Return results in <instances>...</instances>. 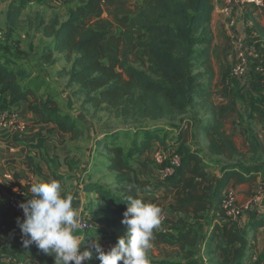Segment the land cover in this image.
I'll return each instance as SVG.
<instances>
[{"label": "trees", "instance_id": "16d2710c", "mask_svg": "<svg viewBox=\"0 0 264 264\" xmlns=\"http://www.w3.org/2000/svg\"><path fill=\"white\" fill-rule=\"evenodd\" d=\"M106 2L86 0L82 15L70 9L65 19L59 13L46 18L39 11L26 17L29 30L52 39L42 49L40 61L49 65L54 62V52L62 54L71 63L65 71L66 87L73 88L72 95L82 98V106L90 105L108 129L99 136L98 145L105 152V167L118 187L112 191L97 183L84 185V190L97 194V201L88 203L94 226L87 232L82 248L92 252V264H99L89 240L92 235H99L105 241L100 246L108 251L126 230V225L121 223L124 202L132 197L154 203L153 197L138 194L140 178L132 159L150 148L155 140L164 144L159 133L174 124L182 164L173 176L157 183L175 189L176 203L169 207L177 208L182 215L169 220L174 234L154 230V238L167 245L176 244L175 255L179 259L149 260V264H203L196 259L199 245L207 254L219 251L217 258L208 260L209 264H246L247 252L254 248V243L249 242L246 229L225 216L220 201L229 181L235 186L254 180L262 166L259 161L247 163L246 156L250 153L253 162L255 155H264V144L254 130L248 129L244 135L246 150L240 149L228 129V120L218 117L213 100L215 71L211 58L214 0H142L135 11L119 20L122 25L119 33H113L110 28H94L100 23L98 19ZM19 16V4L11 2L6 13L7 31L0 32V36L11 35ZM142 31L149 39L143 48V58L135 66L130 58L131 47ZM104 36L116 47L119 62L102 59ZM0 43V51L5 49L2 51L5 54L8 44L1 40ZM1 59L0 97L3 93L9 97L8 102L1 97V109L10 110L9 104L25 99L28 108L41 114L45 122H52L59 130L75 136L83 133L76 121L60 109L51 93L39 94L41 83L36 78L24 68ZM227 75L225 70V80ZM111 119L119 122L110 124ZM131 132L130 144L125 148ZM193 132L205 141L201 153L188 145ZM41 142L40 136L36 146L40 147ZM206 159L219 168V174L208 171ZM25 162L28 164L29 159ZM53 179L58 181L61 177L53 175ZM214 206L220 215L219 223L214 222V214L206 217ZM7 214L0 210V255L9 244L4 236L20 231L17 218L7 220ZM205 220L209 226L203 231L200 226ZM263 221V217L250 221L248 230L256 233ZM95 222L102 225L97 227ZM29 251L44 254L37 248Z\"/></svg>", "mask_w": 264, "mask_h": 264}, {"label": "crops", "instance_id": "0c3cea01", "mask_svg": "<svg viewBox=\"0 0 264 264\" xmlns=\"http://www.w3.org/2000/svg\"><path fill=\"white\" fill-rule=\"evenodd\" d=\"M85 1L0 0V32H3V34L7 31L6 13L9 4L14 2L20 6L19 20L13 32L7 37L0 36V40L8 44L7 46L9 47L5 54L2 52L5 49L0 51L1 60L7 61V64L11 66L24 68L31 76L35 74L33 77L36 78V82L39 81L41 83L39 94L44 92L51 93L58 101L60 109L68 113L76 121V126L83 130V133L77 136L59 130L54 123L45 122L41 114L31 111L25 99L9 104L10 110L16 115L17 122L23 124L24 128H19L17 124L9 123L10 118L8 116H5L2 122L0 120V181H3V183H0V191L11 190L29 179L48 181L53 179V175H57L61 177L58 181L62 184L64 193L73 196V207L77 209L80 217L91 220L88 203L90 201L95 203L97 194L84 190V185L97 183L112 191H115L116 187H118L111 173L105 167V162L107 161L103 155L105 152L101 151L100 145H98L99 136L104 135V132L108 129H105L107 127L103 120L98 119L99 114H94L93 108L88 104L82 106V98L72 95L73 88L66 87L68 75H66L65 71L70 68L71 63L65 61L59 52H54V62L49 65L40 61L42 49L49 45L52 39L34 30H29L26 21V17L35 11L41 12L46 18H49L54 13H59L62 19H65L67 17L66 11L70 9L78 15H82ZM227 2L228 0H214V10L210 22L214 36L211 48L212 61L215 58H221L220 64L222 65L223 60V65L226 67L229 61L231 62L234 58V34H237L246 43L252 41L264 53V5L254 8L248 5L232 3L228 5V11L226 12L224 8L227 6ZM141 3L142 0H107L98 19L100 23L95 24L94 28L97 30L110 28L113 33L121 32L122 25L119 20L125 17L126 14H131V12L135 11ZM148 39V34L142 31L137 35L131 47L130 58L135 66L138 64L137 57L143 56L142 50L146 46ZM101 56L105 62H119L116 47L107 36L102 39ZM226 63L227 65H225ZM218 69H220L219 65ZM214 71L216 80V68H214ZM1 97L8 102V93H3ZM30 98L28 96V99ZM217 112L218 117L228 118L224 113L219 115L220 110H217ZM260 123H263V126H260ZM255 125L256 127L252 129L257 134L258 139L264 144V118H259L255 121ZM162 132L165 134H160ZM162 132L159 133L160 140L167 143V145L155 140L150 148L133 157L132 164L140 178V184L137 187L138 194L143 197H153L155 199L154 203L161 207L162 214L166 218L165 221L161 222L159 229L156 230L174 234L169 228V220H175L182 215L177 208L169 207L176 203L174 199L175 189L157 183L159 182L156 180L158 166L151 161V156L153 150L166 148L169 144L176 141L177 131L168 133L164 130ZM173 135L174 140H171ZM40 136L42 137V142L40 147H37L36 143ZM126 139L125 148L130 144V136L128 135ZM194 149L192 148V150ZM26 159H29L28 164L25 162ZM102 168L105 172H102ZM259 174L260 171L257 172L254 180L250 182L233 185L235 191L238 192L240 190V192L245 193L237 195L239 202L245 203L249 199L252 202L257 201L256 197H249L251 196L250 192L254 191L252 189L253 185L264 186V183L259 179ZM9 178L12 180L8 181ZM231 185L232 181H229L227 187L231 188ZM243 185H247V188H241ZM250 187L252 188L250 189ZM212 214L216 216L214 222L219 223L220 215L217 207L214 206L208 211L206 217L208 218ZM261 217L264 219V210L257 212L252 217L251 211L245 208L241 216L236 219L237 226L246 229L249 242L254 243V248L247 252L246 264H251L249 257L252 254H258L259 256L263 252L262 257L264 258V238L262 239L259 234L264 228V221L262 227L256 233L248 230L249 222ZM5 218L11 220L14 216L7 214ZM183 218L189 220V217L185 215H183ZM205 223H207V220ZM95 224L97 227L102 225L100 222H95ZM76 234L84 238L88 236L87 232L81 230ZM4 238L9 240V244L0 255V264H15L16 262L20 264H55L54 257L51 255L30 252L29 249L36 248L35 245L24 248L20 231L8 233ZM89 240L92 243L98 242L99 244L105 242L96 234H93ZM176 248V244L167 245L154 238L152 247L149 250V260H174ZM213 249H215L214 246ZM83 250L84 248L81 246V251ZM218 256V250H215L212 255L207 254L200 245L196 250V259L203 264H209L208 260ZM91 259L88 264H92Z\"/></svg>", "mask_w": 264, "mask_h": 264}, {"label": "clouds", "instance_id": "9594fccd", "mask_svg": "<svg viewBox=\"0 0 264 264\" xmlns=\"http://www.w3.org/2000/svg\"><path fill=\"white\" fill-rule=\"evenodd\" d=\"M29 191L30 198L18 204L23 211V219L17 217L23 247L35 245L53 256L55 264H88L92 252L87 248L81 251L84 237L76 234L81 219L73 207V196L64 193L62 184L55 179L33 182ZM124 203V234L117 237L108 251L98 242L93 243L99 264H149V250L154 230L162 222V209L142 198L129 197Z\"/></svg>", "mask_w": 264, "mask_h": 264}, {"label": "rangeland", "instance_id": "374dc122", "mask_svg": "<svg viewBox=\"0 0 264 264\" xmlns=\"http://www.w3.org/2000/svg\"><path fill=\"white\" fill-rule=\"evenodd\" d=\"M249 43L253 44L252 41H250ZM0 45H2V43H0ZM255 46L258 48L256 44ZM139 50L141 49L139 48ZM260 53H261L262 61L264 62V53L262 51H260ZM137 58H138V61H140V58H143V56L140 58L139 57ZM220 62H221V58L213 59V66L217 70V76L215 80V93L213 95V100L216 105V109L220 110L219 115H222L224 113L228 117L226 118L228 120V129H230V131L234 134V140L237 146L242 150H246L245 144H244V134L248 133V129H252L256 127V125L254 126L255 121H257L259 118H262V119L264 118V83H262L260 81L259 76L255 72H253L252 70L253 63L249 64L248 68H250V70L248 71L247 74L240 76L238 78H233L227 75V78L225 80L224 72L225 70H227V67L223 65L224 64L223 60H222V65L220 64ZM217 64L220 66V69H218ZM225 65H227V63ZM33 76H35V74ZM33 76L31 77L34 78ZM261 107L263 108L262 110H261ZM198 114L201 115V112L199 111ZM259 115H261V117L257 119ZM109 123L116 124L117 121L114 119H111ZM262 124L263 123H260V126H263ZM173 126L174 124L168 127L167 129L168 133L175 132L173 131ZM160 134L164 135L165 133L162 132ZM128 135L131 138L132 132ZM171 140H174V135ZM174 142L169 144L168 147L162 150L167 153H170L171 151L177 152L178 145L176 141ZM163 145H167V143H164ZM188 145L192 146V148L197 149V152L201 153L205 145V141L202 138H200L199 135H196L195 132H193L191 140L188 142ZM158 149L153 150L152 155ZM251 159H252V155H250V153L247 154L246 156L247 163L248 162L256 163L258 161L261 163L262 168L260 169V174L258 176H259V179L264 183V155L263 154L255 155L253 162H251ZM205 163L209 165L208 171L210 173L219 174V168L217 166L214 167L213 165H211V163L207 159L205 160ZM102 172H105L103 168H102ZM252 187H250V189L252 188L254 191L250 192L251 196L249 195L250 197L249 196L248 197L251 198L252 196H254L257 198V201L252 202L249 199L248 201L246 200L247 202L244 203V202H239L237 199V195L242 193V191L241 192L240 190L238 192L235 191V187L231 185V188L233 189L236 199H237V204L242 208V211L245 210V208H248V210L251 211L252 217H253L257 212L264 210V186L255 184ZM241 188H247V185H243L241 186ZM242 194H245V193H242ZM205 221L201 223V226H200L201 230L203 231L206 230L207 227L209 226L207 225V223H205ZM259 234L261 235V238L263 239L264 238V228ZM262 256H263V252L260 253L259 256L258 254L250 255L249 259L251 261V264L263 263L264 258ZM173 259L178 260L179 257L176 256Z\"/></svg>", "mask_w": 264, "mask_h": 264}, {"label": "built area", "instance_id": "2783aa9c", "mask_svg": "<svg viewBox=\"0 0 264 264\" xmlns=\"http://www.w3.org/2000/svg\"><path fill=\"white\" fill-rule=\"evenodd\" d=\"M235 3L238 5H248L251 7H261L264 5V0H228L227 6L224 11H228V5ZM235 53L234 58L227 66L228 75L233 78H238L248 73L250 63H253L252 70L255 72L262 83H264V62L262 61L261 53L255 44L246 43L237 34H234ZM1 105V97H0ZM1 107V106H0ZM1 122L5 116L10 118L9 123L17 124L19 128H24L23 124H19L16 119V115L9 109H1ZM160 148L154 152L151 156V161L158 166V172L156 180L163 181L174 175L177 168L182 164L181 156L171 151L167 153ZM36 182L34 180H27L25 183L16 186L15 188L7 191H0V210L12 214L14 217L23 219V211L18 207V204L22 201H26L30 198V185ZM220 207L223 210L225 216L232 220H236L242 213V208L237 204V199L232 188L226 187L223 191L220 201ZM81 219V231H90L94 224L92 221L85 217ZM165 216L162 214V221H165ZM15 264H20L16 262ZM259 264V263H257ZM260 264H264L260 263Z\"/></svg>", "mask_w": 264, "mask_h": 264}]
</instances>
